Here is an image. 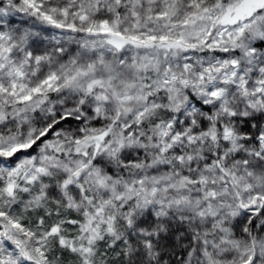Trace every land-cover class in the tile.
Segmentation results:
<instances>
[{"label":"snow or ice","instance_id":"1","mask_svg":"<svg viewBox=\"0 0 264 264\" xmlns=\"http://www.w3.org/2000/svg\"><path fill=\"white\" fill-rule=\"evenodd\" d=\"M0 264H264V0H0Z\"/></svg>","mask_w":264,"mask_h":264},{"label":"clouds","instance_id":"2","mask_svg":"<svg viewBox=\"0 0 264 264\" xmlns=\"http://www.w3.org/2000/svg\"><path fill=\"white\" fill-rule=\"evenodd\" d=\"M228 126L229 127H234L235 125H234V123H232V124H229ZM238 134L239 135H244L243 133H238ZM204 147H205V150H207V151L215 152V150H216V142L210 140Z\"/></svg>","mask_w":264,"mask_h":264}]
</instances>
